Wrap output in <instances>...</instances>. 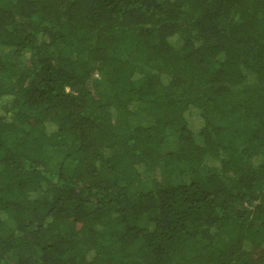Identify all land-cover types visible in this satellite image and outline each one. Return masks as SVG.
I'll use <instances>...</instances> for the list:
<instances>
[{"label": "trees", "instance_id": "obj_1", "mask_svg": "<svg viewBox=\"0 0 264 264\" xmlns=\"http://www.w3.org/2000/svg\"><path fill=\"white\" fill-rule=\"evenodd\" d=\"M0 264H264V0H0Z\"/></svg>", "mask_w": 264, "mask_h": 264}]
</instances>
